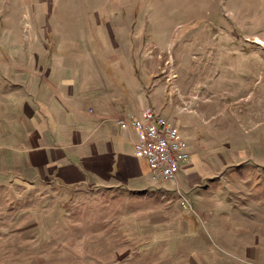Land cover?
Here are the masks:
<instances>
[{"label":"rangeland","instance_id":"1","mask_svg":"<svg viewBox=\"0 0 264 264\" xmlns=\"http://www.w3.org/2000/svg\"><path fill=\"white\" fill-rule=\"evenodd\" d=\"M44 63L140 84L186 146V190L140 201L6 175L35 134L0 117V264H264V0H0V74ZM3 82L0 105L21 101Z\"/></svg>","mask_w":264,"mask_h":264},{"label":"crops","instance_id":"2","mask_svg":"<svg viewBox=\"0 0 264 264\" xmlns=\"http://www.w3.org/2000/svg\"><path fill=\"white\" fill-rule=\"evenodd\" d=\"M67 69L73 68L58 74L56 64L45 66L44 63L36 76L21 77L14 85L12 74H0V83L5 81L4 85L8 86L11 82L10 86L22 88L23 92L21 101L0 105L3 109L0 117H4L1 122L8 127L12 125L10 116L17 114L22 116L23 131L35 134L32 140L22 142L25 152L14 153L13 168L21 165L22 171L6 175L21 176L24 181H44L68 190L116 192L140 201L152 196L162 198L175 189L183 195L185 184L173 189L172 186L183 180L189 168L180 171L177 181L169 185L156 181L144 157L133 147L141 140L139 131L117 125L119 118L133 115L140 119L145 112L155 109L140 84L136 86L133 81L121 85L118 80L105 77L99 67L95 69L98 78L90 77L92 65L89 68L75 65L74 73ZM155 115L172 123L165 112ZM6 131L13 134L8 128ZM6 138L11 141L4 143L5 148L19 146L12 136ZM30 150L37 152L38 165L42 168L36 173L31 172L35 168L29 167ZM24 156L26 162L21 163ZM194 183L193 188L202 184L199 178Z\"/></svg>","mask_w":264,"mask_h":264},{"label":"built area","instance_id":"3","mask_svg":"<svg viewBox=\"0 0 264 264\" xmlns=\"http://www.w3.org/2000/svg\"><path fill=\"white\" fill-rule=\"evenodd\" d=\"M117 125L139 131L141 140L134 143V148L145 158L153 179L162 183L177 179V169L188 160L189 154L184 151L183 140L176 128L152 111L145 112L140 119L133 115L120 119Z\"/></svg>","mask_w":264,"mask_h":264}]
</instances>
